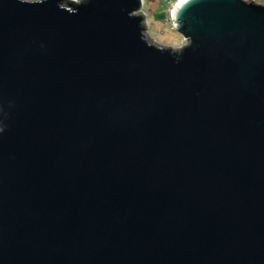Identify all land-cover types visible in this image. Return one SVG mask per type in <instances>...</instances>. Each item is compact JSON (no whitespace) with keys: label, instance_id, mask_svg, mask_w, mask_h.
<instances>
[{"label":"water","instance_id":"95a60500","mask_svg":"<svg viewBox=\"0 0 264 264\" xmlns=\"http://www.w3.org/2000/svg\"><path fill=\"white\" fill-rule=\"evenodd\" d=\"M61 2L0 0V264H264V5L176 8L177 63Z\"/></svg>","mask_w":264,"mask_h":264},{"label":"clouds","instance_id":"9594fccd","mask_svg":"<svg viewBox=\"0 0 264 264\" xmlns=\"http://www.w3.org/2000/svg\"><path fill=\"white\" fill-rule=\"evenodd\" d=\"M27 0H19V3L25 4ZM142 4H144L146 7H151L150 0H141ZM175 3V8H172L171 11V16L168 19V27L166 28V31L170 33L166 39L169 42V49L166 51V53L173 57L174 60L178 63L180 60V57L183 53V51L187 48H189L192 44V38L190 36L182 35L179 32L176 31V28L178 26L177 21H176V8H179L181 5L189 4L192 2H195V0H173ZM35 3L37 5H45L48 3V0H35ZM61 0H57V7L61 9ZM90 3V0H82V4L80 7L85 6ZM171 7V5H169ZM62 10V9H61ZM146 10V9H145ZM79 11L76 13L78 14ZM149 19L152 20H158V13L156 15H153L149 17ZM152 35H156V29L152 30ZM146 36H148L147 32H140L139 38L141 42L146 46V47H152L151 43L146 39ZM44 45H41V48H43ZM8 107H12L11 102L8 104ZM8 118V112L5 111V106L3 104H0V136H2L6 129L7 125L5 123V120Z\"/></svg>","mask_w":264,"mask_h":264},{"label":"rangeland","instance_id":"374dc122","mask_svg":"<svg viewBox=\"0 0 264 264\" xmlns=\"http://www.w3.org/2000/svg\"><path fill=\"white\" fill-rule=\"evenodd\" d=\"M35 1V0H28ZM80 1V0H76ZM247 2L254 1L256 4L264 5V0H244ZM170 2V3H169ZM151 7H146L143 4L140 12L144 15L146 32L148 33V40L158 46L162 47H170L169 42L166 39L170 35L169 32L166 31L168 25V19L171 16V9L175 6L173 0H150ZM169 4L171 7L169 8ZM169 8V9H168ZM146 9V10H145ZM158 13V20L149 19V17L156 15ZM156 29L157 34L152 35V30Z\"/></svg>","mask_w":264,"mask_h":264},{"label":"trees","instance_id":"16d2710c","mask_svg":"<svg viewBox=\"0 0 264 264\" xmlns=\"http://www.w3.org/2000/svg\"><path fill=\"white\" fill-rule=\"evenodd\" d=\"M160 1H162V0H160ZM169 5H170V4H169ZM169 8H170V7H169ZM169 8H168V9H169Z\"/></svg>","mask_w":264,"mask_h":264},{"label":"bare ground","instance_id":"6f19581e","mask_svg":"<svg viewBox=\"0 0 264 264\" xmlns=\"http://www.w3.org/2000/svg\"><path fill=\"white\" fill-rule=\"evenodd\" d=\"M146 26V25H145Z\"/></svg>","mask_w":264,"mask_h":264},{"label":"built area","instance_id":"2783aa9c","mask_svg":"<svg viewBox=\"0 0 264 264\" xmlns=\"http://www.w3.org/2000/svg\"><path fill=\"white\" fill-rule=\"evenodd\" d=\"M170 3V2H169Z\"/></svg>","mask_w":264,"mask_h":264}]
</instances>
